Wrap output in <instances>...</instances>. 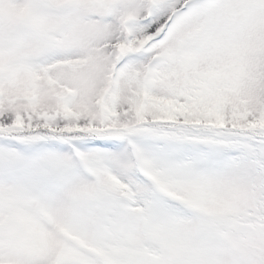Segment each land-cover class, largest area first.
I'll return each mask as SVG.
<instances>
[{
  "label": "snow or ice",
  "instance_id": "6c2138e0",
  "mask_svg": "<svg viewBox=\"0 0 264 264\" xmlns=\"http://www.w3.org/2000/svg\"><path fill=\"white\" fill-rule=\"evenodd\" d=\"M0 264H264V0H0Z\"/></svg>",
  "mask_w": 264,
  "mask_h": 264
}]
</instances>
